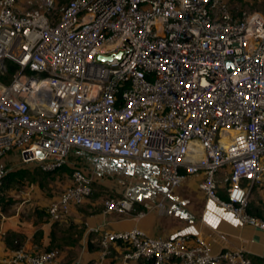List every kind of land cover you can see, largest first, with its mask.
Masks as SVG:
<instances>
[{"label": "built area", "instance_id": "obj_1", "mask_svg": "<svg viewBox=\"0 0 264 264\" xmlns=\"http://www.w3.org/2000/svg\"><path fill=\"white\" fill-rule=\"evenodd\" d=\"M35 2L20 10L15 0H0V190L7 153L53 172L82 148L152 161L172 188L201 175L208 199L264 229L248 211L255 187L264 188L263 13L236 15L231 0ZM9 61L17 69L5 81ZM71 178L47 208L51 219L91 191L92 177L80 167ZM233 189L241 200L230 199ZM132 207L127 195L105 202L106 211ZM100 233V255L88 264H101L115 242L129 246L124 264H253L241 249L212 252L199 235L150 237L138 227ZM55 257L54 249L19 247L0 264Z\"/></svg>", "mask_w": 264, "mask_h": 264}, {"label": "crops", "instance_id": "obj_2", "mask_svg": "<svg viewBox=\"0 0 264 264\" xmlns=\"http://www.w3.org/2000/svg\"><path fill=\"white\" fill-rule=\"evenodd\" d=\"M1 161L7 171L0 196V261L16 248L25 247L29 251L54 249L55 259L46 264H88L100 255L101 230L138 227L150 237L182 235L191 240L199 235L212 252L241 249L253 264H264V229L235 216L238 224L221 221L215 228L204 221L207 205L214 200L199 188L201 175H190L172 188L168 180L160 178V167L152 161L82 148L71 150L65 165L51 173L53 180L32 163H22L15 150ZM73 167L91 175L92 189L81 203H71L66 216L51 219L47 208L60 196L53 184L60 187ZM23 170L25 176L20 177L18 172ZM122 195L133 200L130 211L105 210L107 199ZM161 199L163 205H156ZM216 206L222 207L217 202ZM140 211L144 212L142 216L138 215ZM94 227L100 230H91ZM128 249L127 243H111L101 264H124L122 257ZM145 261L143 258L127 264Z\"/></svg>", "mask_w": 264, "mask_h": 264}, {"label": "rangeland", "instance_id": "obj_3", "mask_svg": "<svg viewBox=\"0 0 264 264\" xmlns=\"http://www.w3.org/2000/svg\"><path fill=\"white\" fill-rule=\"evenodd\" d=\"M65 1V0H61ZM15 2L18 5V8L20 10L27 9L28 6L32 4V6H36L35 0H15ZM231 9L234 12V14H239L241 10H245L246 12H253L258 11L264 14V0H231ZM12 73H6L1 77L3 80L8 81L9 78H11ZM41 174H44L45 177H48V179L53 180L54 178H51L53 175L51 173H45V171H42ZM71 171L67 173V176L64 178V181L60 182V187L56 186V182L53 184L55 192L58 191L60 194L63 192V190L71 184ZM46 181V180H43ZM92 189V186H91ZM264 188H258L255 187V189L252 192L251 198H250V208L249 213L250 214H257L258 218H261L264 220Z\"/></svg>", "mask_w": 264, "mask_h": 264}, {"label": "clouds", "instance_id": "obj_4", "mask_svg": "<svg viewBox=\"0 0 264 264\" xmlns=\"http://www.w3.org/2000/svg\"><path fill=\"white\" fill-rule=\"evenodd\" d=\"M244 193L241 190L233 189L230 192V199L233 201H239L243 197ZM204 221L213 228L217 227L221 221H227L232 224H238L239 221L234 217L232 211H226L224 207H217L215 201H209L207 205V211L203 217Z\"/></svg>", "mask_w": 264, "mask_h": 264}, {"label": "trees", "instance_id": "obj_5", "mask_svg": "<svg viewBox=\"0 0 264 264\" xmlns=\"http://www.w3.org/2000/svg\"><path fill=\"white\" fill-rule=\"evenodd\" d=\"M7 66H8V72L9 73H13L16 69H17V65L15 64V63H13L12 61H9L8 63H7ZM65 165V164H64ZM64 165H62L61 167H63ZM60 167V168H61ZM59 169V168H58ZM18 173H20L21 175H20V177H22V176H25V171L23 170V171H21V172H18ZM45 173H52V172H45ZM23 174V175H22ZM5 176H6V174H5ZM5 176H4V178H3V181H2V186H3V182H4V179H5ZM2 186H1V190H0V196H1V194H2ZM254 215V214H253ZM255 215H257V214H255ZM141 264H153V260L152 259H146V261L144 262V263H141Z\"/></svg>", "mask_w": 264, "mask_h": 264}, {"label": "water", "instance_id": "obj_6", "mask_svg": "<svg viewBox=\"0 0 264 264\" xmlns=\"http://www.w3.org/2000/svg\"><path fill=\"white\" fill-rule=\"evenodd\" d=\"M117 55H119V53H117ZM98 58L105 60V59H110L111 56L110 55H107V56H105V55H99ZM39 155H41V154L39 153Z\"/></svg>", "mask_w": 264, "mask_h": 264}]
</instances>
